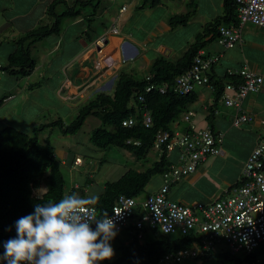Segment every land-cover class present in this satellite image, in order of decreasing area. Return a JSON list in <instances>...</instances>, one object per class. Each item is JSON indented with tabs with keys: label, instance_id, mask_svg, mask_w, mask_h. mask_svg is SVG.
<instances>
[{
	"label": "trees",
	"instance_id": "trees-1",
	"mask_svg": "<svg viewBox=\"0 0 264 264\" xmlns=\"http://www.w3.org/2000/svg\"><path fill=\"white\" fill-rule=\"evenodd\" d=\"M102 1L75 0L68 3L65 0H52L46 10L51 21L13 40L15 47L8 54L6 64L0 66V70L17 79L29 76L36 66L35 57L31 54L32 46L49 35H58L66 20L79 17L87 25L82 35L88 36ZM157 3L158 0H149L144 2V5L153 6ZM86 7H91V12H85ZM236 7L234 0H223V13L203 25V29L196 34L193 42L181 56L176 59L157 56L152 60L148 73L141 78L135 77L129 70L121 69L115 77L113 89L96 92L92 98L79 106L76 116L70 123L65 124L61 118H57L36 127L32 135L15 126H4L0 129V255L4 252V242L17 235L15 222L33 213L37 203H45L49 200L58 202L73 193L86 197L85 193H77L76 190L81 188L80 185L66 193L61 161L56 157L55 148L48 138L43 142L39 141V131L58 127L62 135H75L82 128L85 119L92 116L99 121V126L89 133L88 139L93 146L99 150L112 147L121 149L131 154L137 161L148 164L149 153L153 150V140L157 133L164 130L173 132L189 129L190 124L181 127L186 121V113L190 111L189 105L196 98L195 90L187 94L175 93L172 91V85L179 75L190 68L193 57L210 41L218 38L219 26L238 24ZM191 13L188 11L174 16L170 23L183 25L189 21ZM146 76L149 79H146ZM225 78L228 79L226 82L215 80L209 75V81L215 91L214 106L224 84L239 81V77L229 75L227 71ZM163 84H167L168 88L161 93L159 87ZM148 85L153 86L150 92L145 91ZM139 95L144 96L143 102L138 100ZM5 97L3 95L0 98V105ZM145 111L151 116L149 126H145L143 122ZM213 111H215L214 107H210L207 119ZM127 118L134 119L132 126L122 125V121ZM135 141H139V144H134ZM155 152H159V156L145 169L129 167L118 179L104 183L102 191L97 194L99 201L93 206L97 217H100L104 211L109 214L119 195L139 197L156 175L160 176L162 183L163 173L178 163V151ZM174 152L177 154L176 160L171 156ZM102 161L105 159L102 158ZM42 179L45 182V191L37 195L39 182ZM178 182L172 183L170 189ZM151 233L154 235L148 240H140L133 233H125V238L122 239L117 233L110 241L115 255L109 260L101 261L100 264H156L163 254L187 248L196 240L194 233L188 235H167L159 231ZM211 258L216 259L214 264H264V262H256L254 251L241 256L231 255L226 251L210 252L191 259V264H204ZM0 264L7 262L0 261Z\"/></svg>",
	"mask_w": 264,
	"mask_h": 264
},
{
	"label": "crops",
	"instance_id": "crops-1",
	"mask_svg": "<svg viewBox=\"0 0 264 264\" xmlns=\"http://www.w3.org/2000/svg\"><path fill=\"white\" fill-rule=\"evenodd\" d=\"M51 1L0 0V66L6 64L8 54L15 47L12 43L13 40L41 24L50 22L46 10ZM65 1L71 3L75 0ZM107 1L109 2V0ZM148 1L127 0V5L122 4L117 13L114 14L113 19H115L113 21L108 24H104L103 21L100 22L105 28L102 36L98 31V27L93 25L96 20L91 24L92 30L88 36L82 35L86 26L81 17L68 20V22L66 20L58 35H49L37 42L40 43V46L45 47L47 52L41 57L33 55L36 66L27 77L17 79L0 70V98L3 95L6 96L0 105V128L14 126L9 117L11 115L16 116L14 110L18 105L23 106L24 112H26L23 119L28 120V122L23 119L21 121H26V125L31 126L32 130L49 121L61 118L60 116L56 117L58 115H50L49 113L50 119L46 120L47 118L43 115L44 112L50 111L45 96L41 95V91L48 83V90L55 102L72 114L74 109L79 108L80 105L92 98L90 97L92 92L111 90L114 86L115 77L121 68L133 72L136 67L140 66L143 69V74L146 75L154 58L163 55V52L167 50L168 54L163 56L170 58L175 48L173 44H167L166 41L159 40L153 46H149L152 45L149 41L150 36L155 37L157 35L158 37L157 29L159 28L158 31L161 30L154 11L159 6H164L165 3H162L163 0H158V3L153 6L144 5V2ZM204 1L206 3L213 1L214 3V6L210 4L203 5L207 17L210 19L204 21V23L192 21L191 19L196 18L198 13H196V9H191L192 13L189 21L181 26L186 27L194 24L195 27H200L202 30L204 24L223 13V0ZM177 4L174 5L175 9L186 11V0H177ZM123 6L125 9L121 12ZM103 8L101 12H98V17H102L103 14H113L110 7L103 6ZM120 19L122 29L119 26ZM142 19L144 21L150 20L148 26H142L144 29L141 28V30L152 29L151 32L149 29L146 33L147 37L135 35V30L141 26ZM113 26L117 27L118 33L114 34L112 32ZM52 36L55 38H52ZM103 36H106V43L101 47L99 39ZM241 36L242 41L236 43L232 48H223L218 43V38H216L200 51L208 55H220L219 61L209 71V75L214 77L215 80L226 82L228 79L225 78V74L228 69H240L243 66H247L262 75L263 83L260 91L249 94L243 99L241 105L242 111L251 115L253 121L235 127L232 120L236 110L232 107H226L220 97L214 106L215 91L208 86L197 87L195 89L196 98L188 108L192 112L190 119L197 128L211 126L212 130L224 133L220 146L221 152L218 155L209 156L197 166L193 173L173 185L168 194L172 200L187 205H197L206 204L221 197L225 190L234 185L239 179L241 168L247 156L264 132V126L260 124V120L264 119V29L247 23L242 27ZM46 38L50 42H45ZM45 45H48L47 48ZM67 48H70L71 51L65 54ZM60 52H64L65 55L61 56L58 54ZM127 60H131V62L123 66L122 63H127ZM48 63L49 67L53 63L57 64V69L52 70V73L43 70ZM72 67L74 69L68 73V69ZM25 80V84L21 85V81ZM78 103L80 104L78 105ZM210 107H214L215 111L207 119ZM27 112H30V114L28 115ZM89 117L85 119V122ZM186 125L188 126L189 122L185 121L181 128L186 127ZM47 138L49 139L46 136L44 140ZM54 148L55 155L61 161V164L67 165L70 155L69 150L62 149V147H58V150H56V147ZM125 155L129 159H134L128 152ZM171 156L173 160H176L177 154L175 152ZM85 158L76 153L73 155L69 167L71 169L74 166L77 167L75 163H78L79 166L83 165ZM89 159V164H93L91 169L97 170V162L95 163L92 157ZM100 162L103 164L106 160L102 161L101 158ZM136 163L142 165L140 161L136 160ZM127 168L129 167L126 165L114 164L106 170L104 176L109 179L108 181H114ZM137 169L140 170L139 167ZM160 183L161 178L158 183L153 184L154 187L151 186L145 197L155 193ZM39 191L43 193L45 190L39 189ZM261 244L254 250L257 263L264 262V254L262 257H258L256 252ZM259 252H264V247Z\"/></svg>",
	"mask_w": 264,
	"mask_h": 264
},
{
	"label": "built area",
	"instance_id": "built-area-1",
	"mask_svg": "<svg viewBox=\"0 0 264 264\" xmlns=\"http://www.w3.org/2000/svg\"><path fill=\"white\" fill-rule=\"evenodd\" d=\"M234 1L238 24L221 25L218 28V43L225 49L242 41L244 24L251 23L264 29V0ZM124 9L123 6L120 11L123 12ZM112 32L118 33L116 26L112 27ZM99 40L103 47L106 36ZM219 59L220 55H208L199 51L193 57L190 68L175 79L172 91L187 94L200 86L213 89L208 71ZM227 74L239 77V81L225 83L220 98L226 107L236 110L232 124L239 127L253 121L251 115L242 111L241 105L249 94L260 91L263 77L247 66L228 69ZM146 79L149 77L146 76ZM167 88L168 85L163 84L159 91L164 93ZM152 89L153 86L148 85L145 91L150 92ZM138 100L143 102L144 96L139 95ZM191 114L189 111L185 115V120L190 124L187 131H160L153 140L155 151H178V163L163 173L159 189L143 199L119 195L108 214L115 222L117 232L135 233L140 239L143 238V231L147 230L167 235L195 234L196 240L189 247L163 254L156 264H182L185 260L210 252L250 254L264 242V132L247 156L239 179L221 197L197 205H187L169 197L172 183L193 173L209 156L221 152L224 133L210 127H195L190 119ZM143 122L145 126L151 124V116L147 111L143 112ZM133 124V118L122 121L123 126ZM260 124L264 126V119L260 120ZM134 144L138 145L139 141ZM92 227L95 228V224Z\"/></svg>",
	"mask_w": 264,
	"mask_h": 264
},
{
	"label": "rangeland",
	"instance_id": "rangeland-1",
	"mask_svg": "<svg viewBox=\"0 0 264 264\" xmlns=\"http://www.w3.org/2000/svg\"><path fill=\"white\" fill-rule=\"evenodd\" d=\"M111 1V2H110ZM185 1V0H183ZM201 1V3H200ZM110 2V3H109ZM103 0L100 6V9L98 12L103 10V6H108L110 7L113 11L111 15L103 14L102 17L96 16V21L93 23L96 27H98V31L100 35L102 36L104 34L105 28L102 26L100 23L101 21L104 22V24H108L111 21H113V17L115 16L114 14L117 13L119 10L120 6L122 4L127 5V0ZM162 3H165L164 6H159L157 9H155L154 14L156 15L157 21L160 23V31L159 28L157 29V35L155 37L150 36L149 41H151L153 46L157 41L162 40L166 41V43H170L174 45V52L170 56L171 59H176L180 55L186 51L188 45L194 40V37L197 32L201 31L200 27H195L194 24L189 25V26H181L180 23L177 24H172L170 23V20L174 16L182 15L185 14L187 11H191V9H196V13H198V16L194 19H191L192 21H198L200 23H204V21H208L210 18L207 17V12L204 9L203 5L210 4L211 6H214L213 1L210 3H206L204 0H186L185 4V9L184 10H177L175 9L174 5L177 4V0H163ZM91 7H86L85 12H91ZM98 14V13H97ZM98 17V18H97ZM152 18V17H151ZM50 20V18H49ZM51 21V20H50ZM136 21V20H135ZM68 22V20L66 21ZM150 20L144 21L143 19L141 20V26L135 30V35H138L139 37H147L148 35L146 34L149 29L141 30L142 26H148V23ZM88 23V22H87ZM247 24V23H246ZM251 24V23H248ZM85 26L87 27L86 23ZM119 26L122 29V22L121 19L119 21ZM144 29V28H142ZM152 29H150V32ZM167 31V32H166ZM149 32V35H150ZM163 32V33H161ZM170 32V33H169ZM145 34V35H143ZM52 38H55L52 36ZM51 40V39H49ZM45 42H50L48 41V38L45 39ZM150 43V42H149ZM165 43V44H166ZM46 48L48 45H45ZM71 48V47H70ZM70 48H67V51L65 54H67L70 50ZM32 49V55L36 57H41L43 54L47 52V49L45 50V47L40 46V43H37L34 48ZM61 56L65 55L64 52L58 53ZM55 56V54H54ZM137 61V60H136ZM123 62V61H122ZM131 60H127V63H122L123 66H126L128 63H130ZM138 62V61H137ZM57 64H52L51 67H49V63L44 67L43 70H47L48 72L52 73V70L57 69ZM76 67V66H74ZM74 67L68 69V73H70L71 70L74 69ZM133 68V67H132ZM123 69V68H121ZM134 76L137 78H141L143 74V69L139 66L136 67L135 70L133 71ZM5 75V74H4ZM54 78V76H53ZM25 81H21V85L25 84ZM49 83L46 85V87L41 91V95L45 96L47 104L49 106L50 111H46L43 113V115L47 118L46 120H49V113L50 115H58L56 117H61L62 121L65 124L70 123V121L76 116L78 108L74 109V113H70L68 111H65L62 107H60L55 100L53 99V96L50 94L48 90ZM113 89V87H112ZM111 89V90H112ZM110 89L107 91H111ZM96 94V92H92V95L90 97H93ZM19 96V95H18ZM17 96V98H18ZM80 103H78L79 105ZM14 112L16 113V116L11 115L9 118H11L12 123H14V126L22 129L23 131L29 133L30 135L33 134V130L31 126L26 125V121L28 120L23 119L24 114V108L22 105H18L17 108H15ZM59 113V114H57ZM29 115L30 112H27ZM27 115V117H28ZM26 120L22 122L21 120ZM45 120V119H44ZM53 121V120H52ZM51 122V121H49ZM37 126V125H36ZM99 126V121L95 117L90 116L87 121L83 124V127L75 134V135H62L58 129V127L54 128H46L44 130H40L38 134V139L39 141L43 142L46 136L49 137L50 142L56 147V150H58V147H62V149L69 150V158L67 160V165H61V171L64 175L65 178V191L68 193L71 188L76 187L77 185H80L81 188L77 189V193H85L86 197L92 196V195H97L99 194L104 186V183L108 181V178H105L104 173L106 172L107 169L111 168L114 164H120V165H126L128 167H133V168H138L140 170L145 169L148 165L151 164V162L159 156V152L155 151H150L149 153V162L148 164H144L141 161L142 165H139L136 163V159H129L127 155H125V151L117 148H110L106 150H99L95 146H93L90 141L88 140L89 138V133L92 129L96 128ZM1 127V126H0ZM1 129V128H0ZM176 151V150H174ZM173 152V151H172ZM171 152V153H172ZM79 154L83 158H85L83 165L79 166L78 163H76L77 167H73L72 169L69 167V164L71 165V161L73 158V155ZM156 153V154H155ZM92 157L94 158L95 163L98 165L97 170H92L91 168L93 167V164H89V158ZM101 158L105 159L106 162L101 164ZM87 180H90L87 182ZM160 180V176L156 175L155 177L152 178L150 185L145 188V191L139 196V199L144 198L145 195L150 191L151 186ZM45 182L44 179L40 180L39 182V187H38V192L39 189L45 190ZM153 185V187H154ZM232 186V185H231ZM152 187V188H153ZM35 190V192H37ZM37 193V194H39ZM120 238L124 239V234L121 233L119 234ZM153 233H146L145 238L146 240L151 239L153 237ZM264 247V242L261 244L260 248L256 251L258 253V257H262L264 252H259L262 248ZM239 256L243 255V253H239ZM216 259L211 258L208 259L204 262V264H214ZM192 260H186L184 264H191ZM218 263V262H217Z\"/></svg>",
	"mask_w": 264,
	"mask_h": 264
},
{
	"label": "clouds",
	"instance_id": "clouds-1",
	"mask_svg": "<svg viewBox=\"0 0 264 264\" xmlns=\"http://www.w3.org/2000/svg\"><path fill=\"white\" fill-rule=\"evenodd\" d=\"M98 201L97 195L81 197L73 193L58 202L37 203L33 213L15 222L17 235L4 242L0 261L7 264H100L111 259L115 252L110 241L117 233L127 232H117L115 222L106 211L97 217L91 206ZM148 232L152 231H143ZM144 234L140 240L145 238Z\"/></svg>",
	"mask_w": 264,
	"mask_h": 264
},
{
	"label": "water",
	"instance_id": "water-1",
	"mask_svg": "<svg viewBox=\"0 0 264 264\" xmlns=\"http://www.w3.org/2000/svg\"><path fill=\"white\" fill-rule=\"evenodd\" d=\"M168 54V50L166 52H163V55H167Z\"/></svg>",
	"mask_w": 264,
	"mask_h": 264
}]
</instances>
